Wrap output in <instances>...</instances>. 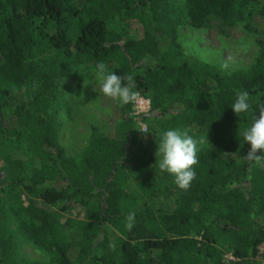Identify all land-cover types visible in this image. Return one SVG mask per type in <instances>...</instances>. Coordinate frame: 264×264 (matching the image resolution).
<instances>
[{
    "label": "trees",
    "instance_id": "obj_1",
    "mask_svg": "<svg viewBox=\"0 0 264 264\" xmlns=\"http://www.w3.org/2000/svg\"><path fill=\"white\" fill-rule=\"evenodd\" d=\"M256 17L264 0H0V264H264V163L243 158L242 137L264 105V24L251 61L229 72L177 40L180 26L247 30ZM100 62L131 74L149 108L113 100L111 132L89 125L67 154L57 112ZM237 90L251 105L239 116ZM169 129L197 142L187 190L158 167Z\"/></svg>",
    "mask_w": 264,
    "mask_h": 264
},
{
    "label": "rangeland",
    "instance_id": "obj_2",
    "mask_svg": "<svg viewBox=\"0 0 264 264\" xmlns=\"http://www.w3.org/2000/svg\"><path fill=\"white\" fill-rule=\"evenodd\" d=\"M251 10L254 12L255 8ZM120 24L118 23V27ZM263 24V20L256 17L250 29L246 30L242 24L227 27L210 20L203 28L180 26L177 30V40L187 57L209 64L217 63L224 72H229L251 61L256 52L255 40L259 38L256 29L261 28ZM114 26L110 28L116 29ZM128 27L129 34L137 33L136 21L130 20ZM79 71L82 76L79 87L66 97L70 113L63 109L57 112L58 140L67 154H73L81 148L89 125L95 126L99 131L110 133L116 117L113 99L99 92L96 71L87 68ZM136 124L138 129L144 127L143 131L145 130L144 122L137 121ZM62 230L66 233L64 227ZM21 252L27 259L42 258V254L29 243H22ZM227 256L228 254H225L223 257L225 262L229 261Z\"/></svg>",
    "mask_w": 264,
    "mask_h": 264
},
{
    "label": "clouds",
    "instance_id": "obj_3",
    "mask_svg": "<svg viewBox=\"0 0 264 264\" xmlns=\"http://www.w3.org/2000/svg\"><path fill=\"white\" fill-rule=\"evenodd\" d=\"M95 77L99 83V92L105 97L117 100L121 104L137 101L139 93L134 91L135 81L131 74L120 76L115 72H109L107 65L100 62L96 65ZM231 108L238 116L248 113L251 108L249 93L237 90ZM258 111L259 116L254 114L250 126L242 132L244 142L250 144V149L243 158L261 165L264 163V154L257 153L264 152V105H261ZM197 154V142L187 130L169 129L161 134L156 152V157H161L158 167L161 171L174 175L176 185L182 190H187L196 178L194 166L198 163ZM134 217L135 213H129L126 217V226L129 230L134 226Z\"/></svg>",
    "mask_w": 264,
    "mask_h": 264
},
{
    "label": "built area",
    "instance_id": "obj_4",
    "mask_svg": "<svg viewBox=\"0 0 264 264\" xmlns=\"http://www.w3.org/2000/svg\"><path fill=\"white\" fill-rule=\"evenodd\" d=\"M148 108H149L148 98L143 97L142 95L139 94L137 101L135 103H132L131 113L133 115L137 116V115H140L141 113L146 112L148 110ZM143 126H144V124H143ZM143 129H144V127L141 130H143ZM227 258L232 259V257L230 255H228Z\"/></svg>",
    "mask_w": 264,
    "mask_h": 264
}]
</instances>
